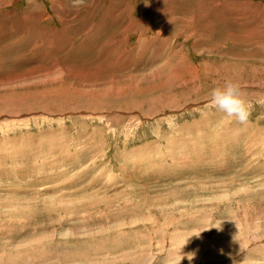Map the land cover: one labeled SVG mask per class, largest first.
I'll return each mask as SVG.
<instances>
[{
    "label": "rangeland",
    "instance_id": "obj_1",
    "mask_svg": "<svg viewBox=\"0 0 264 264\" xmlns=\"http://www.w3.org/2000/svg\"><path fill=\"white\" fill-rule=\"evenodd\" d=\"M5 1L0 264H264V0Z\"/></svg>",
    "mask_w": 264,
    "mask_h": 264
},
{
    "label": "clouds",
    "instance_id": "obj_2",
    "mask_svg": "<svg viewBox=\"0 0 264 264\" xmlns=\"http://www.w3.org/2000/svg\"><path fill=\"white\" fill-rule=\"evenodd\" d=\"M85 3L86 0H72V6L75 8ZM210 103L227 116H234L240 123H246L255 105L264 107V98L257 99L254 105L253 102L243 98L239 83L229 80L225 81L223 87H215L212 89ZM193 258L194 254L187 255L189 261Z\"/></svg>",
    "mask_w": 264,
    "mask_h": 264
},
{
    "label": "bare ground",
    "instance_id": "obj_3",
    "mask_svg": "<svg viewBox=\"0 0 264 264\" xmlns=\"http://www.w3.org/2000/svg\"><path fill=\"white\" fill-rule=\"evenodd\" d=\"M54 2H58V1H61V0H53ZM229 1H231V0H229ZM225 2H227V1H225ZM239 2V1H238ZM9 3V2H8ZM3 4H6V1L5 0H0V7H2V6H4ZM13 4V3H12ZM16 4V3H15ZM58 4V3H57ZM236 5H238V4H236ZM7 8V7H6ZM56 10V9H55ZM12 11V10H11ZM10 11V12H11ZM3 12V11H2ZM9 12V11H8ZM17 12V11H16ZM35 12V11H34ZM57 12V11H56ZM63 12V11H62ZM64 12H65V10H64ZM27 14H30L29 13V11H28V13ZM156 14H160L157 10H156ZM25 15V14H24ZM64 15H66V14H64ZM16 16V15H15ZM18 16V15H17ZM161 17H162V15H161ZM2 18V17H1ZM20 18V17H19ZM109 18V17H108ZM115 18H116V16H113L112 17V20H115ZM17 20H18V18H16ZM36 19V18H35ZM35 19H34V21H35ZM4 20V19H3ZM27 20V19H26ZM31 20V19H30ZM28 21H29V19H28ZM1 22V21H0ZM3 23V22H2ZM8 24L10 23V22H7ZM30 23V22H29ZM3 24H5V23H3ZM1 25V24H0ZM12 25V24H11ZM3 26V25H2ZM5 26V25H4ZM9 26V25H8ZM18 26H20V25H18ZM7 27V26H6ZM72 27H74L73 25H72ZM129 27V26H128ZM13 28V27H12ZM20 28V27H19ZM261 29V28H260ZM160 30V29H159ZM15 31V30H14ZM8 32V31H7ZM2 33H4V32H2ZM8 34H9V32H8ZM1 35V34H0ZM20 35V34H19ZM11 36V35H10ZM137 36V35H136ZM12 37H14L13 35H12ZM21 43V42H20ZM20 45V44H19ZM41 47V46H40ZM17 49V48H16ZM22 49V48H21ZM196 51V50H195ZM258 52V51H257ZM247 54V53H246ZM253 54V53H252ZM236 55V54H235ZM238 55V54H237ZM236 55V56H237ZM239 56V55H238ZM245 56V55H244ZM248 56H250V55H248ZM258 56H259V54H258ZM247 57V56H246ZM255 57V56H254ZM221 58V57H220ZM231 58V57H230ZM230 58H229V60H230ZM183 59V58H182ZM228 59V58H227ZM244 59V58H243ZM242 59V60H243ZM248 59V58H247ZM246 59V60H247ZM263 59V58H262ZM253 61H254V59H253ZM256 62V61H255ZM127 63V62H126ZM257 63H261V62H257ZM244 64V63H243ZM251 64V63H250ZM262 64V63H261ZM167 67V66H166ZM169 81V80H168ZM167 81V82H168ZM236 82V81H235ZM238 82V81H237ZM162 87V86H161ZM132 102V101H131ZM125 105H126V102H125Z\"/></svg>",
    "mask_w": 264,
    "mask_h": 264
}]
</instances>
